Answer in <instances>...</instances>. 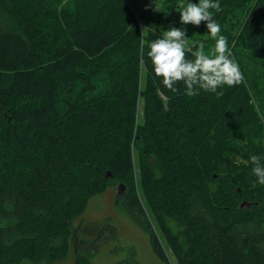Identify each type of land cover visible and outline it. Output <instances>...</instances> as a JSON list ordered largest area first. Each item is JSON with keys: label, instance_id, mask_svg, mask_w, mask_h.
I'll use <instances>...</instances> for the list:
<instances>
[{"label": "trees", "instance_id": "obj_1", "mask_svg": "<svg viewBox=\"0 0 264 264\" xmlns=\"http://www.w3.org/2000/svg\"><path fill=\"white\" fill-rule=\"evenodd\" d=\"M187 2L0 0V264H52L72 236L74 264H92L105 237L79 238L72 221L112 185L164 264L166 251L175 264H264L249 159L264 157V0L211 10L243 80L196 96L165 87L148 56ZM203 24L186 27V47L210 54ZM118 264L141 263L132 249Z\"/></svg>", "mask_w": 264, "mask_h": 264}, {"label": "clouds", "instance_id": "obj_2", "mask_svg": "<svg viewBox=\"0 0 264 264\" xmlns=\"http://www.w3.org/2000/svg\"><path fill=\"white\" fill-rule=\"evenodd\" d=\"M221 11L220 0H191L179 8V19L182 25L199 26L206 23L211 38L215 40L214 49L210 54L204 51L202 41L194 42L186 47L188 42L186 28L169 25L165 33L149 44L148 56L151 58L154 73L162 78V83L168 89L175 91L174 85L183 81L186 95L196 96L199 90L215 92L222 95L218 88L224 85L234 86L243 80L238 63L230 56L227 37L221 35V27L216 23L212 11ZM197 51H191L197 47ZM194 60L186 59V52H190ZM253 164L252 174L260 185H264V157L255 154L249 157Z\"/></svg>", "mask_w": 264, "mask_h": 264}, {"label": "rangeland", "instance_id": "obj_3", "mask_svg": "<svg viewBox=\"0 0 264 264\" xmlns=\"http://www.w3.org/2000/svg\"><path fill=\"white\" fill-rule=\"evenodd\" d=\"M135 3V0H131ZM141 7H150L154 0H136ZM193 3H198L194 0ZM234 13L238 12V7L233 4ZM179 12L175 13V21L179 28H202L192 24L182 25L179 19ZM220 17V16H219ZM218 18L215 19L216 23ZM202 34L207 33L206 23L203 22ZM210 35V33L208 34ZM115 186H109L103 193L91 197L82 211L72 221L73 232L77 237L85 240H93L97 236H102L97 249L92 253L90 260L92 264H118V261L126 258L132 249L135 250L136 259L141 264H164L160 257L153 251L150 231L139 223L132 214V211L124 203L117 200ZM113 228L114 234L111 237L105 227ZM107 231V232H106ZM72 238H69L68 251L63 259L54 261L52 264H74V251ZM165 249V247L163 246ZM166 255L171 259L170 263L175 264L171 255L166 251Z\"/></svg>", "mask_w": 264, "mask_h": 264}, {"label": "water", "instance_id": "obj_4", "mask_svg": "<svg viewBox=\"0 0 264 264\" xmlns=\"http://www.w3.org/2000/svg\"><path fill=\"white\" fill-rule=\"evenodd\" d=\"M241 207L242 208H249V204H247L246 202H242V204H241Z\"/></svg>", "mask_w": 264, "mask_h": 264}]
</instances>
